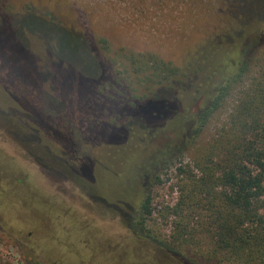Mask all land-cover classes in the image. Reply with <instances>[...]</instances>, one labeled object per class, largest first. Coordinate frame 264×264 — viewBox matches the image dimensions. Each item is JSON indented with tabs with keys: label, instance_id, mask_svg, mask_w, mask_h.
Wrapping results in <instances>:
<instances>
[{
	"label": "rangeland",
	"instance_id": "obj_1",
	"mask_svg": "<svg viewBox=\"0 0 264 264\" xmlns=\"http://www.w3.org/2000/svg\"><path fill=\"white\" fill-rule=\"evenodd\" d=\"M224 10L221 0H0V264H219L191 235L203 217L187 220L184 236L165 208L179 180L199 176L196 158L229 125L245 89L164 161L173 129L143 128L132 107L148 85L128 58L184 69L235 22ZM54 50L77 67L75 53L90 74L99 65L100 84H58L66 72L47 63ZM179 95L177 111L194 114L199 102ZM31 110L36 119L25 118ZM118 188L133 202L149 197L151 215L117 201Z\"/></svg>",
	"mask_w": 264,
	"mask_h": 264
},
{
	"label": "trees",
	"instance_id": "obj_2",
	"mask_svg": "<svg viewBox=\"0 0 264 264\" xmlns=\"http://www.w3.org/2000/svg\"><path fill=\"white\" fill-rule=\"evenodd\" d=\"M221 5L235 22L228 20L216 34V40L205 41L198 55L188 58L184 69L161 61L151 63L150 57L128 58L129 67L141 74L139 83L148 85V93L132 108L142 123L146 119L147 125H142L147 131L170 124L172 139L158 155L165 161L182 151L189 139L201 134L208 120L236 89H245L229 125L226 124L196 158L199 176L189 174L185 181L179 180L176 202L171 207L166 206L165 211L166 216L183 223L184 236L189 229L187 220L195 214L203 217L191 235L202 245L209 244L208 256L216 258L219 264H264V0H221ZM256 32L261 36L259 45L244 54L245 40ZM2 44L0 39V46ZM9 55L13 53L9 51ZM86 55L84 51V57ZM50 57L48 64L66 72L58 79V84H69L71 80L100 84L98 77L103 71L99 70V65L95 64L96 73L90 74L82 64L86 62L75 53L69 59L78 62L77 67L55 50ZM151 70L154 74H150ZM179 94H189L199 102L194 114L177 111ZM26 113L25 118L36 119L32 110ZM27 136L31 138L30 134ZM119 161L122 162L118 149L116 167L121 166ZM184 168L176 169L178 177L185 172ZM118 191L115 199L123 205L133 203L132 213L151 215L149 197L137 203L121 189Z\"/></svg>",
	"mask_w": 264,
	"mask_h": 264
},
{
	"label": "water",
	"instance_id": "obj_3",
	"mask_svg": "<svg viewBox=\"0 0 264 264\" xmlns=\"http://www.w3.org/2000/svg\"><path fill=\"white\" fill-rule=\"evenodd\" d=\"M246 42H247V45L245 46V49L243 50L244 54H247L250 50L256 48L259 43V40L256 36H250Z\"/></svg>",
	"mask_w": 264,
	"mask_h": 264
},
{
	"label": "flooded vegetation",
	"instance_id": "obj_4",
	"mask_svg": "<svg viewBox=\"0 0 264 264\" xmlns=\"http://www.w3.org/2000/svg\"><path fill=\"white\" fill-rule=\"evenodd\" d=\"M247 43V42H246ZM247 45V44H246Z\"/></svg>",
	"mask_w": 264,
	"mask_h": 264
}]
</instances>
